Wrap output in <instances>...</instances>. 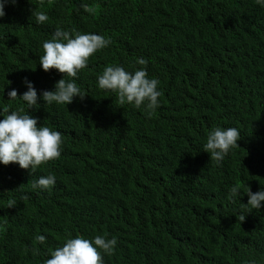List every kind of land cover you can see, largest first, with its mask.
I'll return each instance as SVG.
<instances>
[{
  "label": "trees",
  "instance_id": "16d2710c",
  "mask_svg": "<svg viewBox=\"0 0 264 264\" xmlns=\"http://www.w3.org/2000/svg\"><path fill=\"white\" fill-rule=\"evenodd\" d=\"M36 12L48 19L37 24ZM57 28L96 33L110 44L79 70L82 100L38 99L29 109L38 126L61 133V155L33 174L0 165V264H42L69 233L115 236L104 264H264V206L241 205L247 187L264 190V6L16 0L0 18V105L28 111L19 99L25 77L38 97L63 78L38 63ZM138 58L146 64L137 65ZM113 65L144 67L159 80L160 107L151 118L99 89L97 77ZM13 88L14 101L7 96ZM230 124L242 134L217 163L202 145L213 126ZM48 173L55 185L33 189ZM234 184L241 190L229 199ZM40 234L43 244L35 240Z\"/></svg>",
  "mask_w": 264,
  "mask_h": 264
},
{
  "label": "clouds",
  "instance_id": "9594fccd",
  "mask_svg": "<svg viewBox=\"0 0 264 264\" xmlns=\"http://www.w3.org/2000/svg\"><path fill=\"white\" fill-rule=\"evenodd\" d=\"M16 0H0V18L5 16V7L15 5ZM257 5L264 6V0H256ZM81 8L87 11V5ZM37 24L44 23L48 17L45 13H34ZM110 40L96 33H76L74 36L68 31L57 28L50 40L42 43L43 54L39 56V66L44 72L55 69L63 73V78L54 84V90H41L38 97L33 83L26 77L22 80L26 87L19 99L24 102V108L10 110L7 105H0V165L17 164L21 169H28L34 173L39 166L57 159L62 151L61 133L40 124L37 118L29 114V109H35L38 99L46 104L68 105L74 97L84 98L75 82L79 70L87 66L90 56L107 47ZM136 64L143 66L145 59L138 58ZM67 76L69 79H65ZM159 80L149 78L146 68L138 67L129 71L119 65L107 66L97 77L99 89L115 93L121 105L127 103L136 109H142L146 117L151 118L160 107L161 95L158 89ZM8 100H16L15 88L7 92ZM242 132L236 125H215L208 132L202 150L210 154V159L221 162L228 155L231 148L237 146ZM56 183L52 173L40 175L32 183L33 189L49 190ZM240 186L232 185L228 190L229 199L238 197ZM245 204H241L247 211L259 209L264 202V190L252 192L248 187ZM244 216H241V221ZM43 234L37 235L35 240L40 244L45 242ZM117 245L115 236L107 234L96 235L91 239L69 233L64 242L51 250L42 264H104V256L111 255Z\"/></svg>",
  "mask_w": 264,
  "mask_h": 264
}]
</instances>
